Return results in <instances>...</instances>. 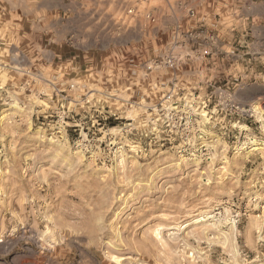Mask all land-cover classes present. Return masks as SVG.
<instances>
[{
    "label": "rangeland",
    "instance_id": "1",
    "mask_svg": "<svg viewBox=\"0 0 264 264\" xmlns=\"http://www.w3.org/2000/svg\"><path fill=\"white\" fill-rule=\"evenodd\" d=\"M77 1L0 0V264H264V0Z\"/></svg>",
    "mask_w": 264,
    "mask_h": 264
},
{
    "label": "built area",
    "instance_id": "2",
    "mask_svg": "<svg viewBox=\"0 0 264 264\" xmlns=\"http://www.w3.org/2000/svg\"><path fill=\"white\" fill-rule=\"evenodd\" d=\"M192 0H182V4L186 7V12L189 16H194V10L189 6V3ZM137 6H131L124 10L123 16L121 17V20L125 22L126 19H132L135 14L138 12ZM142 19H144V22L139 25L141 30H146L147 25L149 23H154L156 21L155 16L152 14L150 10H144L142 13ZM125 24V23H124ZM202 55L208 54L207 49H203L201 51ZM179 57H177V54L173 51L167 53L166 55L162 56L159 60H153L151 63H149L146 67L147 68H153V66H164L169 69H173L178 65ZM170 95H167V98H169Z\"/></svg>",
    "mask_w": 264,
    "mask_h": 264
},
{
    "label": "crops",
    "instance_id": "3",
    "mask_svg": "<svg viewBox=\"0 0 264 264\" xmlns=\"http://www.w3.org/2000/svg\"><path fill=\"white\" fill-rule=\"evenodd\" d=\"M128 0H78L77 2H83L86 3L88 5H91L92 8H94L95 10H97L99 7L103 6L106 8H110L112 6H116V5H122L124 3H126ZM155 7L152 9L153 13H156L158 10L156 8V10H154ZM70 13L72 14L71 17H75L77 15L78 12V8H70ZM169 13H167L166 16H168ZM160 18V17H159ZM24 21H30L29 18L24 19ZM156 22V21H155ZM154 22V23H155ZM153 23V24H154ZM109 25H110V21H109ZM112 29V28H111Z\"/></svg>",
    "mask_w": 264,
    "mask_h": 264
},
{
    "label": "bare ground",
    "instance_id": "4",
    "mask_svg": "<svg viewBox=\"0 0 264 264\" xmlns=\"http://www.w3.org/2000/svg\"><path fill=\"white\" fill-rule=\"evenodd\" d=\"M252 141H253V140H252ZM113 258H114V259H116V260L118 259V257H117V256H114Z\"/></svg>",
    "mask_w": 264,
    "mask_h": 264
}]
</instances>
